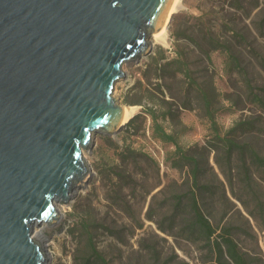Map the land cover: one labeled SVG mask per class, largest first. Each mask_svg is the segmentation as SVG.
<instances>
[{"label": "rangeland", "instance_id": "rangeland-1", "mask_svg": "<svg viewBox=\"0 0 264 264\" xmlns=\"http://www.w3.org/2000/svg\"><path fill=\"white\" fill-rule=\"evenodd\" d=\"M183 5L168 26V45L154 44L151 36L152 52L124 64L126 79L117 82L114 96L121 106L137 107L134 121L117 134H96L94 148L87 151L95 177L90 178L88 189L77 191L58 224L43 226L52 254L48 264H79L91 253V239L109 264L211 263L205 243L188 229L191 165H172L178 158L175 146L155 136L148 107L159 117L171 107L178 116L159 123L200 160L196 194L217 233L232 228L245 257L252 264H264V169L247 156L246 175L238 152L231 163L225 161L226 147L216 139L200 102L181 95L182 76L156 79L153 68L150 80L143 76L159 48L175 57L177 43L188 52L197 49L185 36L197 39L201 30L210 31L230 41L242 58L253 92L264 98V0H183ZM231 29L246 40L232 37ZM190 56L199 82L213 78L219 134L229 135L239 122L256 121L254 130L240 128L229 137L250 144L264 156V111L252 101L243 72L230 69L225 51L212 52L210 65L199 50Z\"/></svg>", "mask_w": 264, "mask_h": 264}, {"label": "water", "instance_id": "water-1", "mask_svg": "<svg viewBox=\"0 0 264 264\" xmlns=\"http://www.w3.org/2000/svg\"><path fill=\"white\" fill-rule=\"evenodd\" d=\"M173 1L0 0V264H48L43 226L95 177L96 134L129 123L115 86Z\"/></svg>", "mask_w": 264, "mask_h": 264}, {"label": "trees", "instance_id": "trees-1", "mask_svg": "<svg viewBox=\"0 0 264 264\" xmlns=\"http://www.w3.org/2000/svg\"><path fill=\"white\" fill-rule=\"evenodd\" d=\"M241 7V4H239ZM232 37L238 38L241 41H245L246 37L242 34L232 30ZM200 36L197 39H194L190 36H185L187 40H190L194 43L197 49H192L190 52L186 51L178 43L176 44L175 57H170L167 55V51L163 48H159L157 57L153 58V63L149 65V69L144 72V78L147 80L151 79L150 70L153 68L155 71L156 79H166L173 78L176 79L177 76H182L184 81H182V87L180 90L181 95L183 96H192L200 102V108L205 111V115L209 119L211 125L214 128L216 139L223 143L226 147V152L224 159L228 163L232 162L234 153L238 152L240 162L242 163L245 174L248 175L249 168L247 166V156L251 158L252 163L256 164L259 168L264 169V156H261L250 144L240 143L236 141L235 138H230L229 135L234 133L240 128L246 129V131L254 130L256 128L255 122L242 121L237 123L235 128H233L229 135L221 136L217 129V123L215 119L216 108L215 104L217 103V92L214 85L213 78L203 82H199L194 73L192 72L191 62L192 58L190 53H194L195 50H199L203 60H206L210 65L212 64L211 54L214 51H225L229 59L230 69L238 70L246 77V70L242 68V58L241 56L233 50V47L229 44V40H223L215 32L203 31L199 33ZM178 39H181L180 37ZM264 63V60H262ZM149 73V74H148ZM248 88L250 89V95L253 99L252 101L258 104L264 111V98L257 95L253 92L254 88L252 87L250 81L246 77ZM175 97L176 96H172ZM165 101V100H163ZM169 104V103H168ZM185 108L191 109V106L185 105ZM146 113L152 118L154 122L153 131L155 136L161 139L164 142L171 143L175 146L174 155L177 156V159H173L172 165L175 168H181L187 164L191 165V176H192V189L190 191V199L188 203V208L190 213H192V219L189 224V230L192 235H195L197 239H200L205 243V247L208 248L209 253L211 254V263L210 264H252L245 255L240 251L237 242L232 236V228H223L220 233H217L218 230L212 225L209 218L204 214L199 203L198 196L196 191L200 189L198 184V178L200 175V160L190 155L189 151L184 149L178 142L176 136L168 134L163 128L162 124L159 123V119L162 120H174L178 117L172 110L171 107H168V110L165 111L159 117L156 113V110L153 107H148ZM134 121L132 118L129 121L131 125ZM182 167V168H183ZM180 205V204H179ZM179 207H177L178 209ZM89 228V226H87ZM90 246V255L84 256L80 259L79 264H109L105 257L98 251L96 246L93 244L92 239L89 242ZM152 264H161L158 262ZM166 264V263H162Z\"/></svg>", "mask_w": 264, "mask_h": 264}, {"label": "bare ground", "instance_id": "bare-ground-1", "mask_svg": "<svg viewBox=\"0 0 264 264\" xmlns=\"http://www.w3.org/2000/svg\"><path fill=\"white\" fill-rule=\"evenodd\" d=\"M183 0H174L173 1V5L170 11V14L167 18V20L165 21V23L163 24V26L157 30L156 32H154L152 34V40L154 42V44H160V45H168V39H169V33H168V24H169V20L171 18V15L175 12H179L181 9L183 8ZM123 110H124V118H123V124L129 122L133 116L136 113L137 107H132V106H123ZM87 151H85L86 157H87ZM87 161L88 157H87ZM89 167H90V163ZM90 169L92 170V168L90 167ZM67 208H69V204H61L58 208L59 210V214H60V219L59 221H61V219L63 218L64 213L66 212ZM68 212V211H67ZM58 224V223H57ZM43 236L44 238L46 237L45 235V227H43ZM54 244V242L50 243ZM56 244V243H55ZM48 245V244H47ZM47 247V246H46ZM57 245H56V249H57ZM47 249V256H48V260H51V253L49 252L48 248ZM53 253V252H52ZM55 260V259H54Z\"/></svg>", "mask_w": 264, "mask_h": 264}]
</instances>
